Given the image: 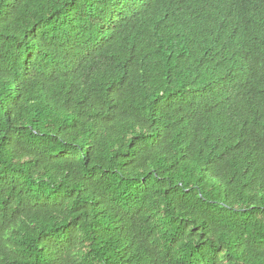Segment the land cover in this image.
Masks as SVG:
<instances>
[{
	"label": "trees",
	"instance_id": "trees-1",
	"mask_svg": "<svg viewBox=\"0 0 264 264\" xmlns=\"http://www.w3.org/2000/svg\"><path fill=\"white\" fill-rule=\"evenodd\" d=\"M0 264H264V0H0Z\"/></svg>",
	"mask_w": 264,
	"mask_h": 264
}]
</instances>
